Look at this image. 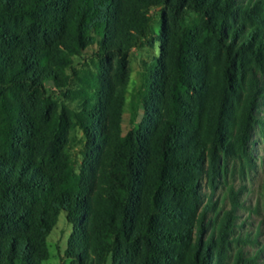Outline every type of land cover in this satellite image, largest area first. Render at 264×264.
Wrapping results in <instances>:
<instances>
[{"label": "trees", "instance_id": "obj_1", "mask_svg": "<svg viewBox=\"0 0 264 264\" xmlns=\"http://www.w3.org/2000/svg\"><path fill=\"white\" fill-rule=\"evenodd\" d=\"M158 5L175 15L191 11L200 16L222 73L216 75L207 58L192 67L197 51L179 45L170 63L171 81L163 73L157 76L163 84L159 91L168 84L172 92L196 93L199 110L186 109L173 93L166 107L170 119L158 120L150 138L128 143L107 160L97 155L90 179L97 180L108 163L107 192L88 179L80 191L57 189L33 162L0 154V264H40L44 258L38 245L61 213L75 231L67 255L81 264L94 258L104 263L121 247L138 253L137 264H258V253L244 251L256 240L236 235L239 191L232 184L226 187L223 201L230 208L221 210L214 194L203 206L202 187L205 181L215 192L224 185L231 161L240 164L241 174L251 165L264 72V0H0V25L5 19L23 22L20 31L0 26V80L38 90L44 80L58 81L56 68L71 67L73 56L96 43L106 55L121 58L125 69V56L147 30L143 14ZM160 98L164 104L163 94ZM3 108L2 134L12 147L20 139L14 129L29 128L30 122L16 118V109ZM80 116L98 147L111 145L100 106ZM38 196L45 203L36 211L19 201ZM103 199L115 215L96 214ZM143 203L147 213L135 229L130 223Z\"/></svg>", "mask_w": 264, "mask_h": 264}, {"label": "rangeland", "instance_id": "obj_2", "mask_svg": "<svg viewBox=\"0 0 264 264\" xmlns=\"http://www.w3.org/2000/svg\"><path fill=\"white\" fill-rule=\"evenodd\" d=\"M186 12L175 15L168 6L158 5L144 13L147 22L145 36L128 51L125 69L120 64L121 58L115 54L106 55L96 43L80 55L73 56L71 67L56 68L58 81L44 80L38 90L30 91L26 87L9 85L0 80V154L13 160L25 158L33 162L51 177L57 189L70 187L80 191L85 179H88L93 187L107 192V171L111 170L108 163L97 180L92 182L90 179L97 155L107 160L125 149L128 143L150 138L149 132L156 123L170 119L166 107L170 104L171 95L175 94L186 109L192 112L199 110V97L196 93L184 94L179 88L172 92L168 84L162 92L159 91L163 84L156 81L157 76L163 73L171 81L174 72L170 63L175 59L179 45L184 43L190 45L191 50L197 51L191 62L192 67L199 58H207L216 75L222 73V61L214 52L212 37L203 33L200 16L191 11ZM22 25V20L5 19L0 26L20 31ZM162 94L164 104L160 100ZM259 100V123L253 135V143L250 144L251 165L245 167L241 174L240 164L231 161L227 173H224V185L221 184L215 192L204 181L202 203L203 206L207 204L214 194L217 207L221 210L229 209L230 203L228 200L223 201V197L226 187L234 185L239 191L242 204L237 212L236 235H249L250 239L256 240L254 244L245 245L244 251L248 255L258 253V264H264V72ZM4 105L8 109H16V118L25 116L23 121L30 122L29 128L14 129L20 139L13 140L12 147L5 145L2 134L7 113ZM93 105L100 106L104 112L105 117L101 123L112 134L110 146L98 147L95 134L91 132L88 135L84 129L80 114L86 109L90 110ZM152 108L154 111H151ZM19 201L36 211L45 203V198L20 197ZM95 208L96 214L102 217L116 214V210L104 199ZM144 213H147L146 203L141 205L139 214L130 223L133 228L142 227L140 218ZM74 232L67 222L66 214H59L52 232L38 245L37 253L44 258L40 264H81L67 255ZM128 259L135 264L140 261L136 251L121 247L116 253H110L104 263L94 258L93 263L86 264H115L114 261L127 264Z\"/></svg>", "mask_w": 264, "mask_h": 264}]
</instances>
